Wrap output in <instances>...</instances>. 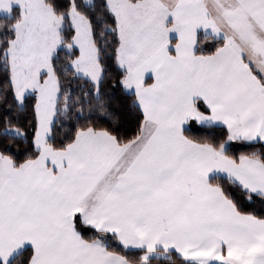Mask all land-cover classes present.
<instances>
[{
    "label": "snow or ice",
    "instance_id": "obj_1",
    "mask_svg": "<svg viewBox=\"0 0 264 264\" xmlns=\"http://www.w3.org/2000/svg\"><path fill=\"white\" fill-rule=\"evenodd\" d=\"M0 264H264V0H0Z\"/></svg>",
    "mask_w": 264,
    "mask_h": 264
}]
</instances>
